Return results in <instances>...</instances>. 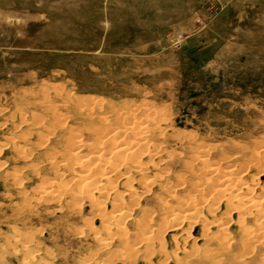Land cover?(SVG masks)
Wrapping results in <instances>:
<instances>
[{
  "label": "rangeland",
  "instance_id": "rangeland-1",
  "mask_svg": "<svg viewBox=\"0 0 264 264\" xmlns=\"http://www.w3.org/2000/svg\"><path fill=\"white\" fill-rule=\"evenodd\" d=\"M57 91L72 98H92L101 103L100 108L95 116L87 115L86 109L61 101ZM108 104L119 112L127 106L134 112L155 110L160 118L165 114L159 121L162 133L154 140L167 139L177 151L180 167L173 166L176 172L183 170V158L193 151L191 145H201L208 149L210 161H231L244 167L245 179L258 176L252 186L257 191L264 189V168L257 174L250 164L254 159L264 160L258 153L264 148V0H0V149L8 143L6 137L47 143V128L56 129L53 122L59 115L67 126L82 132L83 140L93 141L91 125L101 124L96 118H114L103 112ZM51 113L58 115L53 118ZM32 116L40 122H34ZM64 136L62 131L60 140ZM45 149L43 146L38 152ZM12 150L8 146L0 151V163H6L0 167V264H21L19 254L23 251L11 250L5 243L13 229L21 241L31 238L26 251L37 244L33 258L39 256L37 261L42 264H105L102 259L109 254L100 252L101 244L92 233V229L98 230V235L105 236L103 220L91 205L79 207L66 197L30 209L24 205L29 202L18 194H8V179L19 165L12 160ZM40 156L36 153L31 162H40ZM42 169L47 176L52 172L45 165ZM17 175L29 177L27 188L38 182L29 169L16 170ZM145 202L159 211L152 194ZM224 207L221 205L218 213ZM84 218L92 219L93 226L88 227ZM235 219L228 231L229 237L237 238ZM198 228L186 233L187 237L183 234L186 228L178 233L166 231V249L172 254L175 245L178 247L177 259L170 258L166 264H180L178 259H188L186 264H243L224 250L215 260L190 255ZM123 244L114 239L108 248L119 251L126 244L128 248L134 245L132 241L131 246ZM196 246L201 252L205 244L199 239ZM141 247L138 256L128 257L133 264H147L148 258L151 264H162L164 255L158 247ZM219 259L221 262L216 261ZM250 261L255 264L257 260Z\"/></svg>",
  "mask_w": 264,
  "mask_h": 264
},
{
  "label": "bare ground",
  "instance_id": "bare-ground-1",
  "mask_svg": "<svg viewBox=\"0 0 264 264\" xmlns=\"http://www.w3.org/2000/svg\"><path fill=\"white\" fill-rule=\"evenodd\" d=\"M56 93L60 96L61 101L74 103L76 109H86L87 115L94 113L92 116H95L101 105V103L93 101L92 98L91 100L79 98L80 96L72 98V96L63 95L59 91ZM53 104L50 103L51 108L54 106ZM129 106L131 107V105ZM104 107L105 110L102 108L104 111L99 110L100 113L101 111L109 113L114 118L108 116L99 118L98 114L96 119H100L98 122L101 124L98 127L91 125L93 141L89 140L90 142L82 139L80 135L82 132L67 126L64 123V117L57 116L59 112L57 115L51 113L53 118L57 116V121H51L56 125L57 131L62 130L65 133L64 139L60 140L59 137L62 135V131L58 137L56 136L60 132L57 133L53 126L49 128L48 121V128H46L49 136L44 139V132H42V138L47 143L38 142L35 145L29 142V138L8 139L5 136L8 143L2 144L3 147L1 146L0 151L7 149L8 146L12 147V160L17 165L19 164L16 169L13 168L15 174H12V178L8 179L11 181L8 194H18L20 199L29 202L23 204L30 209L36 205L38 207L40 204L56 203L66 197L72 198L73 201H71H76L75 204L81 205V207L85 203L91 205L96 215L103 220L105 236L98 235V230L92 229V233L95 240L101 244L100 252L109 254L107 258L104 257L105 260L102 259L105 264H112L117 259H121L122 264L126 262L133 264L128 257L131 255L135 257L142 250L141 246L144 244L151 246V250L158 247L164 255L162 264H166L170 258L177 259L176 250H178L177 245L173 250V252L176 251L175 254L173 252L171 254L166 249L164 239L166 231L178 233L177 231L180 232L186 228L188 230L183 233L186 235V233L194 231L197 226L200 227L198 228L200 230H198L197 236L192 237L191 245H193L194 252L190 255L204 260H215L221 255L220 250H224L227 254H231L233 259L236 258L239 263L253 264L250 260L254 259L257 260L255 264H264V189L261 188L257 191L258 188L254 187L256 186L254 184H257L255 181L258 176L252 175L253 177L249 176L248 179H245L247 173L244 167L234 166L230 163L231 161L227 162L226 160L223 163L222 158L221 161H210L209 154H207L208 149H202L201 145H191L193 151L190 152L191 154L189 153L190 156L187 159L183 158L181 168L183 170L179 169L181 172L178 173L176 172L177 168H173L175 165L180 167L177 151L175 152L174 147L165 142L167 139H161L157 143L154 140V137L160 136L162 133L159 121L164 119L165 114H162L161 119L160 115L154 113L155 110L153 112L150 110L134 112L133 109L126 106V109L119 112L118 108L113 109L109 104ZM49 109L47 110L49 111ZM37 118L39 119L36 117L32 120L37 122L39 121L36 120ZM35 133L37 134L38 131ZM40 133L38 134L41 135ZM88 133H91L90 130ZM51 141L59 143H51ZM43 146H46V151L38 152V149ZM36 153L43 159L40 162L32 163L31 159L35 157ZM258 153L264 156V148L258 150ZM155 158H158L157 162H155ZM162 164L165 166L162 167ZM224 164L226 165L222 166ZM250 164L255 168L257 174H262L264 160L260 162L254 159ZM44 165L52 170L48 176L42 172ZM0 167L1 169L6 167V163H0ZM20 169L31 170V174L38 177V182L27 188L25 183L29 177L27 175L16 176V170L20 171ZM171 180H174L173 184H170ZM253 180L255 181L252 182ZM259 187L262 186L259 185ZM183 190H185V195L182 194ZM94 193L98 194L97 198ZM149 194L153 195L154 202L158 205L156 207H159L157 213L145 202V197ZM169 202L175 204L171 206ZM223 204L225 207L218 213ZM76 209L74 211L79 213V210ZM206 215L210 218L208 219ZM90 218L84 221L88 227L93 226ZM234 218L239 225L237 238L236 236L229 237L230 231H228ZM12 232L13 234H9L11 239L6 240L5 243L11 250L23 251L19 254L21 264H42L43 261H37L39 256L33 258L38 253L37 244L32 251H26L25 244L31 238L26 237V241H21L17 230L13 229ZM171 238L176 240L173 234ZM4 239L7 238L4 237ZM114 239H120L124 244L128 243L129 245L132 241L134 245H130L131 247L128 248L126 244L127 247H121L119 251L118 249L110 251L108 242ZM199 239H202L205 244L201 252L198 250L200 247H195ZM183 243L185 244V241ZM34 244L32 243V246ZM211 244L214 245V248L210 246ZM181 247L183 249L184 245L181 244ZM186 251L188 253L190 249ZM142 256L144 257L146 254L144 253ZM144 259L146 258L144 257ZM220 259L216 261L218 262ZM148 260L147 264H151L150 258ZM178 261L180 264H186L189 260L183 262L182 259H178Z\"/></svg>",
  "mask_w": 264,
  "mask_h": 264
}]
</instances>
